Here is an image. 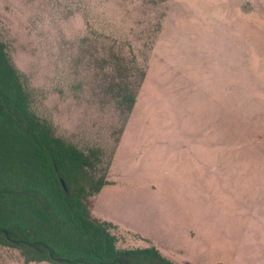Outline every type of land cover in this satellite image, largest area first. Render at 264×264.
<instances>
[{
    "label": "rangeland",
    "instance_id": "rangeland-1",
    "mask_svg": "<svg viewBox=\"0 0 264 264\" xmlns=\"http://www.w3.org/2000/svg\"><path fill=\"white\" fill-rule=\"evenodd\" d=\"M0 38L35 113L103 151L95 215L179 264H264V0H0ZM114 57L145 69L123 127Z\"/></svg>",
    "mask_w": 264,
    "mask_h": 264
},
{
    "label": "trees",
    "instance_id": "trees-1",
    "mask_svg": "<svg viewBox=\"0 0 264 264\" xmlns=\"http://www.w3.org/2000/svg\"><path fill=\"white\" fill-rule=\"evenodd\" d=\"M104 93L122 127L135 105L145 69L131 82L121 58ZM122 129V128H121ZM103 151L81 150L58 136L32 108V96L0 38V248L25 263L179 264L150 241L92 212L108 184ZM128 237L142 247L120 246Z\"/></svg>",
    "mask_w": 264,
    "mask_h": 264
}]
</instances>
